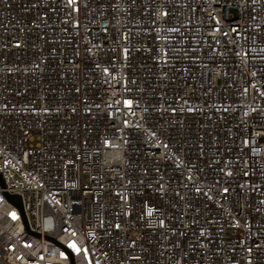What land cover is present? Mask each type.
Instances as JSON below:
<instances>
[{"label":"built area","instance_id":"built-area-1","mask_svg":"<svg viewBox=\"0 0 264 264\" xmlns=\"http://www.w3.org/2000/svg\"><path fill=\"white\" fill-rule=\"evenodd\" d=\"M0 264H264V0H0Z\"/></svg>","mask_w":264,"mask_h":264},{"label":"water","instance_id":"water-1","mask_svg":"<svg viewBox=\"0 0 264 264\" xmlns=\"http://www.w3.org/2000/svg\"><path fill=\"white\" fill-rule=\"evenodd\" d=\"M9 200L14 203L17 207H21L20 205V199L17 196H9Z\"/></svg>","mask_w":264,"mask_h":264}]
</instances>
